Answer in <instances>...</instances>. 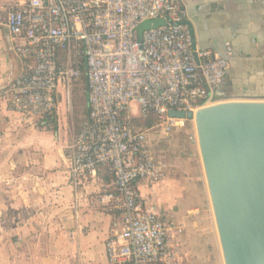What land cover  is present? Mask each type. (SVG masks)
I'll use <instances>...</instances> for the list:
<instances>
[{
  "label": "built area",
  "instance_id": "2783aa9c",
  "mask_svg": "<svg viewBox=\"0 0 264 264\" xmlns=\"http://www.w3.org/2000/svg\"><path fill=\"white\" fill-rule=\"evenodd\" d=\"M166 23L143 32L149 20ZM0 24L14 42L23 71L0 89V106L43 118L57 111L84 77L89 115L67 147L74 187L106 167L114 189L101 197L120 224L106 240L107 264H176L177 231L145 198L138 182H163L171 169L149 142L189 122L171 111L196 113L218 102L234 48H197L183 0H0ZM150 117L156 125L138 124ZM158 133V132H157ZM198 142L197 132L189 136Z\"/></svg>",
  "mask_w": 264,
  "mask_h": 264
},
{
  "label": "crops",
  "instance_id": "0c3cea01",
  "mask_svg": "<svg viewBox=\"0 0 264 264\" xmlns=\"http://www.w3.org/2000/svg\"><path fill=\"white\" fill-rule=\"evenodd\" d=\"M183 2L197 48L223 52L228 43L234 48L225 86L264 92V0ZM13 46L7 28L0 24V89L24 69ZM74 91L85 95L86 119L87 82L84 88L77 84ZM59 104L56 131L41 118L0 106V256L4 264H55L57 254L71 251L84 264L96 260L107 264L106 240L121 217L100 199L114 189L113 177L101 167L74 187L66 153L80 130L69 119L71 110L61 117ZM176 187L168 180L157 185L138 182L145 198H162L166 203L176 199ZM183 215L169 217L180 220Z\"/></svg>",
  "mask_w": 264,
  "mask_h": 264
},
{
  "label": "water",
  "instance_id": "95a60500",
  "mask_svg": "<svg viewBox=\"0 0 264 264\" xmlns=\"http://www.w3.org/2000/svg\"><path fill=\"white\" fill-rule=\"evenodd\" d=\"M165 23L145 21L140 39ZM170 115L196 122L225 264H264V100L223 101Z\"/></svg>",
  "mask_w": 264,
  "mask_h": 264
},
{
  "label": "rangeland",
  "instance_id": "374dc122",
  "mask_svg": "<svg viewBox=\"0 0 264 264\" xmlns=\"http://www.w3.org/2000/svg\"><path fill=\"white\" fill-rule=\"evenodd\" d=\"M83 88L85 81L82 82ZM219 94L218 102L232 100H264V92L232 88L230 85L223 87ZM85 95L74 91L71 106L64 97L59 104L60 115L67 116L75 122L77 130H81L84 119ZM144 125L143 122L140 123ZM197 130L195 121L189 122L180 131L164 136L161 130L150 132L151 145L156 152L164 156L170 166V172L165 180L173 181L178 191L177 197L170 203L165 199L150 196L149 201L158 209L164 219L173 224L177 231L175 242L178 257L176 264H225L221 243L219 239L214 210L207 184L203 160L199 143L190 141L189 136ZM169 214H184L180 220L169 217ZM175 218V219H174ZM53 255V253L51 252ZM75 251L57 254L55 264H84L80 261ZM0 264L4 258L0 256ZM94 264H102L96 260Z\"/></svg>",
  "mask_w": 264,
  "mask_h": 264
},
{
  "label": "trees",
  "instance_id": "16d2710c",
  "mask_svg": "<svg viewBox=\"0 0 264 264\" xmlns=\"http://www.w3.org/2000/svg\"><path fill=\"white\" fill-rule=\"evenodd\" d=\"M83 80L86 82V77H84L82 79V81ZM227 81H228V79H227ZM223 87H225V85ZM223 87H221L219 90H221ZM219 90L217 92V99L219 98V94H218ZM41 121L43 123H45V124L51 125L52 129L54 131L57 130L58 116H57V112L56 111L54 113H52L51 115H48V116H45V117L41 118ZM137 122H138L139 125H141L140 123L143 122L144 123V125H143L144 127L150 128V127H153L154 125H156L157 120L154 117H150L148 119H145L144 121L138 120ZM99 168H101V167H99Z\"/></svg>",
  "mask_w": 264,
  "mask_h": 264
},
{
  "label": "bare ground",
  "instance_id": "6f19581e",
  "mask_svg": "<svg viewBox=\"0 0 264 264\" xmlns=\"http://www.w3.org/2000/svg\"><path fill=\"white\" fill-rule=\"evenodd\" d=\"M196 123V122H195ZM197 127V126H196ZM196 132H197V130H196ZM197 136H198V132H197Z\"/></svg>",
  "mask_w": 264,
  "mask_h": 264
}]
</instances>
